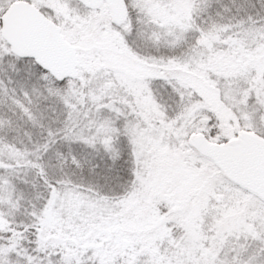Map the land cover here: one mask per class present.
Segmentation results:
<instances>
[{
    "label": "snow or ice",
    "instance_id": "obj_1",
    "mask_svg": "<svg viewBox=\"0 0 264 264\" xmlns=\"http://www.w3.org/2000/svg\"><path fill=\"white\" fill-rule=\"evenodd\" d=\"M0 264H264V0H0Z\"/></svg>",
    "mask_w": 264,
    "mask_h": 264
}]
</instances>
